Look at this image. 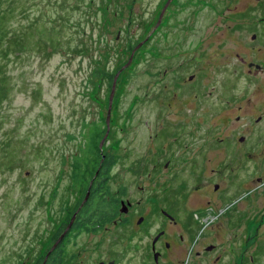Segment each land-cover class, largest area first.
Listing matches in <instances>:
<instances>
[{"label":"rangeland","instance_id":"rangeland-1","mask_svg":"<svg viewBox=\"0 0 264 264\" xmlns=\"http://www.w3.org/2000/svg\"><path fill=\"white\" fill-rule=\"evenodd\" d=\"M166 1L0 0V264H32L49 249L52 234L69 220V211L79 197L71 176L72 156L86 143L83 131L88 124L100 122L102 129H107L111 88L108 84L99 87V71L115 72L124 67L133 51L128 43L136 45L147 37L117 80L111 113L115 118L105 141L110 144L101 148L122 158L109 173L111 192L125 187L133 202L143 196L149 226L136 224L134 217L131 224L111 225L97 233L80 231L76 241L71 233L65 259L72 264H99L117 257L115 264H153L149 243L161 222L154 221L158 217L151 198L161 199L165 186L188 176L183 168V145L187 142H175L172 151L166 150L174 164L154 171L159 178L157 186L148 174L149 167L143 172L129 167L149 147L147 118L141 127L138 118L151 111L144 104L140 112L136 97L139 89L150 83V35ZM178 1L186 5H176L177 12L170 8L173 15L162 24L161 33L214 37L219 65L215 72L207 71V80L224 91L213 100L225 103L230 95H225L224 88L233 80L237 94L244 93L252 81L258 83L253 86L252 103L256 114L262 112L264 75L248 76L241 59L255 56L246 41L257 32L264 36V22L259 24L264 1ZM188 15L193 17L190 21ZM204 42L209 60L212 47L209 39ZM139 50L149 51L141 66L136 61ZM165 79L170 81V77ZM246 123L228 120L226 114L219 118V126L227 134L244 130L242 124ZM123 125L127 128L122 129ZM164 205L162 208L171 212L176 209L172 203ZM235 230L234 241L231 231L215 241L226 242L221 246L224 257L234 259V264H264V233L254 226L246 229L245 224ZM75 253L78 258L71 262ZM251 256L254 261L248 260ZM190 257L191 247L182 256L185 264Z\"/></svg>","mask_w":264,"mask_h":264},{"label":"flooded vegetation","instance_id":"flooded-vegetation-1","mask_svg":"<svg viewBox=\"0 0 264 264\" xmlns=\"http://www.w3.org/2000/svg\"><path fill=\"white\" fill-rule=\"evenodd\" d=\"M168 1L170 2L161 23L158 24ZM178 2L166 1L150 35V83H146L144 88L141 87L136 97L139 109L146 104L151 111V114L140 113L138 118L140 127L143 118H147L146 125L151 130L148 133L146 129L149 147L144 154H138L137 161L129 167H136L142 172L145 167H149L151 171L148 174L153 177L157 186L159 178L153 174L154 171L159 170L161 166L169 169L170 165L174 164L173 157L167 158L166 150L172 151V148L176 147L175 142H187L183 145L186 151L183 158L187 167L183 164V168L188 170V176L176 178L173 184L165 186L161 199L151 198L155 202L154 208L158 217H155L154 221L161 222L149 243L151 263L185 264L182 256L188 253L191 247V257L187 264H234V259H226L221 251L222 243L224 245L226 242L216 244L215 241L226 231L233 233L231 238L234 241L235 229L243 224L246 229L254 226L258 233H264V102L259 106L263 111L256 114V104L252 103V98L256 90L253 86L258 83L248 81L246 91L237 94L234 80L230 87L224 88L225 95H230L225 103L213 100L216 94L224 91L207 80V71L215 72L219 65V58L214 54V37H183L184 34L181 37H169L161 33L164 28L162 24L168 22L173 15L168 12L170 8L173 7L172 11L177 12L178 8H174L176 5H186ZM190 18L193 17L188 15V21ZM260 20L259 24H263L264 17ZM251 38V41H246V45L251 46L255 56L241 60L247 66L248 76L258 77L264 75V36L257 32ZM208 39L212 47L209 60L206 56L207 47L204 45V41ZM230 39L231 37L227 40ZM149 51L139 50L140 55L136 61L140 66L144 54ZM169 77L170 81L162 80ZM139 111L142 112L143 108ZM222 114H226L228 120L248 123L242 124L244 130L234 132V135L232 132L227 134L219 126ZM114 118V115L111 116L110 123ZM105 123L107 125V118ZM260 123L261 127L256 129ZM190 124V130L185 132ZM125 128L127 125L122 126V129ZM236 128L234 127V130ZM105 143L110 144L109 141ZM106 155L108 161L114 164L122 159L110 149L105 151L103 148V161L107 159ZM114 166H111V169ZM109 173L110 171L106 177L102 174L101 177L95 176L91 180L86 179L87 181L79 179L78 185L72 179L73 185L76 186L74 188L79 193L73 209L78 206L66 224L61 225L63 227L60 226L52 234V244L45 253V261L47 253L66 231L74 216L75 219L64 238L52 251H55L59 259L62 257L61 249L65 251L71 233L72 239L76 241L80 231L97 233L111 225L131 224L134 217L136 224L141 226L145 223L149 226L147 211L143 212V196L133 202V197L127 195L125 187L113 192L116 197V209L111 220L95 224V220L91 219L90 208L92 209L93 202L102 196L109 200ZM169 203L176 206L175 211L162 208L166 206L164 204ZM140 218H144L141 223L138 222ZM215 251L217 254L212 258L211 254ZM156 253L158 261L155 258ZM75 254L71 255V262L78 258V253ZM112 260L116 263L117 257L107 261L100 260L99 264H108ZM248 260L254 261L253 256Z\"/></svg>","mask_w":264,"mask_h":264},{"label":"trees","instance_id":"trees-1","mask_svg":"<svg viewBox=\"0 0 264 264\" xmlns=\"http://www.w3.org/2000/svg\"><path fill=\"white\" fill-rule=\"evenodd\" d=\"M140 42L141 40H139L137 44H139ZM136 45H133L131 42H129L128 49L132 48L131 50H133L136 47ZM121 68H118L115 72L99 71V74H101L98 80L99 87H101L103 84H108V86L112 90L115 75ZM123 71L124 69L122 70V72ZM83 123H84L83 126H85V122ZM101 125L102 124L100 122H93L86 126L87 128L86 132L83 131V136L85 137L86 143L84 145H81L80 152L78 154H74L72 156L71 176L77 185L78 183H80L79 179L91 180L95 176L101 177L102 174H104L106 177V174L112 170L111 166L114 165L116 166V164L108 161L107 155H106L107 159H105L104 161L102 160L103 149L100 147V143L102 140V134H105L107 129H102ZM69 137L71 138V136ZM108 194H109V200H106V198L102 196L101 198L94 201L92 205V209L90 208V210L92 211L91 219L95 220L96 222L95 224L100 223L101 221L106 222L107 220H111L114 216L113 211L116 209L115 207L116 197L111 191L107 193V195ZM77 206L72 211H70V215L72 214L73 211L76 210ZM61 252H62L61 259L58 258V256L55 254L54 251L51 253L50 257L45 261L44 260L46 253L45 252L42 256H37L33 260L32 264H44V262L45 264H72L66 261L64 249H61Z\"/></svg>","mask_w":264,"mask_h":264},{"label":"water","instance_id":"water-1","mask_svg":"<svg viewBox=\"0 0 264 264\" xmlns=\"http://www.w3.org/2000/svg\"><path fill=\"white\" fill-rule=\"evenodd\" d=\"M169 2H170V1L167 2L165 8L163 9V11H162V13H161V15H160V20H159L158 24L161 23V19H162L163 15H164V12H165V10H166V8H167ZM145 40H147V39H145ZM145 40L141 41L139 44L136 45V47H135V48L133 49V51H132V54H131V56H130V59H129L128 63H127L124 67H122V68L116 73V75H115V78H114V81H113V87H112L111 94H110V105H109L108 116H107V131H106L104 137H103L102 140H101L100 147L103 146V144L105 143V141H106V139H107V137H108V135H109V132H110V120H111V113H112V102H113L114 95H115V91H116L117 80H118V78H119V76H120L122 70H123L124 68H127V67L131 64V62H132V60H133V58H134V54H135L136 50L139 49V48L143 45V43L145 42ZM74 219H75V216L72 218V220H71L70 224L68 225V228L66 229V231L60 236V238L55 242V244L52 246V248L50 249V251L47 253V255H46V260H47V258H48V256H49V254H50V253H51V252L57 247V245L59 244V242L64 238V236H65L67 230H68V229L70 228V226L72 225ZM143 219H144V218H140L138 222L141 223V222L143 221ZM155 258H156V261H158V253L155 254ZM101 264H104V262H101ZM108 264H115V261L112 260V261H110Z\"/></svg>","mask_w":264,"mask_h":264}]
</instances>
